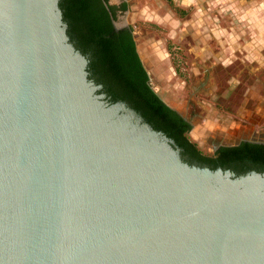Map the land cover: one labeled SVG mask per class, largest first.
I'll return each mask as SVG.
<instances>
[{
	"label": "water",
	"instance_id": "1",
	"mask_svg": "<svg viewBox=\"0 0 264 264\" xmlns=\"http://www.w3.org/2000/svg\"><path fill=\"white\" fill-rule=\"evenodd\" d=\"M66 29L0 0V264H264V172L183 161Z\"/></svg>",
	"mask_w": 264,
	"mask_h": 264
},
{
	"label": "rangeland",
	"instance_id": "2",
	"mask_svg": "<svg viewBox=\"0 0 264 264\" xmlns=\"http://www.w3.org/2000/svg\"><path fill=\"white\" fill-rule=\"evenodd\" d=\"M128 3L115 24L132 25L152 88L192 123L202 153L243 118L264 117V0Z\"/></svg>",
	"mask_w": 264,
	"mask_h": 264
},
{
	"label": "trees",
	"instance_id": "3",
	"mask_svg": "<svg viewBox=\"0 0 264 264\" xmlns=\"http://www.w3.org/2000/svg\"><path fill=\"white\" fill-rule=\"evenodd\" d=\"M107 0H59L70 42L87 59L88 78L101 86L110 103L123 102L154 130L172 139L183 161L211 170L229 169L235 176L264 172V149L251 144L204 154L188 138L190 124L148 85L135 44L125 30L113 32ZM112 15L115 10H111Z\"/></svg>",
	"mask_w": 264,
	"mask_h": 264
},
{
	"label": "flooded vegetation",
	"instance_id": "4",
	"mask_svg": "<svg viewBox=\"0 0 264 264\" xmlns=\"http://www.w3.org/2000/svg\"><path fill=\"white\" fill-rule=\"evenodd\" d=\"M104 1V0H102ZM105 6L108 8V12H109V18H110V22H111V26L113 29V32L115 34L120 33V31L125 30V32L131 36V39L133 40L134 44H135V48H136V52L140 58V62L142 65L143 70L145 71L147 77H148V85L150 86V88L157 94V92L152 88L151 86V77L150 74L148 72V70L146 69L139 53L137 50V45H136V38L134 35V30L132 25L130 24H124L123 26H117L115 24V19L118 16V14H125L127 13L128 9H129V3L128 0H118V1H114L111 2L110 0H107L106 3L104 2ZM115 10V14L112 15L111 10ZM158 95V94H157ZM158 97L161 99V97L158 95ZM162 100V99H161ZM163 101V100H162ZM168 105V104H166ZM169 106V105H168ZM173 111L177 112V114L182 117L186 122H188L191 126L188 135L191 134V131L193 129V125L192 123L185 117L182 116L181 112L176 109L173 106H169ZM264 117H262L260 119V121H250L246 118H243V123H239V125L234 126L231 125L230 129H228L227 131H221V133H218V135H216V139L215 137H211L209 138V143L211 145V151L210 154H214L215 152H217L219 149L225 148V147H239L243 144H251L256 146L258 149H264ZM212 127V126H211ZM206 128V125L204 127V129ZM235 128V129H234ZM206 129H210L211 128H206ZM200 138L198 137V140ZM191 141V140H190ZM192 142V141H191ZM194 143V142H193ZM195 144V143H194ZM225 170H229V169H225ZM230 171V170H229Z\"/></svg>",
	"mask_w": 264,
	"mask_h": 264
},
{
	"label": "crops",
	"instance_id": "5",
	"mask_svg": "<svg viewBox=\"0 0 264 264\" xmlns=\"http://www.w3.org/2000/svg\"><path fill=\"white\" fill-rule=\"evenodd\" d=\"M212 129V127H210ZM198 139V137H196Z\"/></svg>",
	"mask_w": 264,
	"mask_h": 264
}]
</instances>
